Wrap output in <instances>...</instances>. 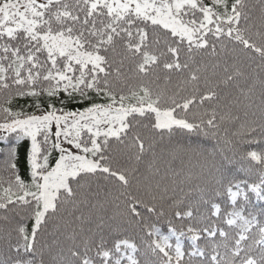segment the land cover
<instances>
[{"label": "snow or ice", "instance_id": "6c2138e0", "mask_svg": "<svg viewBox=\"0 0 264 264\" xmlns=\"http://www.w3.org/2000/svg\"><path fill=\"white\" fill-rule=\"evenodd\" d=\"M10 137L0 264H264V0H0Z\"/></svg>", "mask_w": 264, "mask_h": 264}, {"label": "trees", "instance_id": "16d2710c", "mask_svg": "<svg viewBox=\"0 0 264 264\" xmlns=\"http://www.w3.org/2000/svg\"><path fill=\"white\" fill-rule=\"evenodd\" d=\"M258 0H249V3H257ZM254 18L259 16V13L256 12L253 14ZM160 83H163V81L161 80ZM227 91H231V90H227ZM26 102L24 100L19 101V104L21 106H23ZM202 141V146L206 147L209 151H212L214 148L218 151L219 148L221 147H225L224 145H216L215 141H203V138H201ZM192 141L189 140V143H191ZM9 144H11V146H13L16 151H17V163H18V168L19 170L22 172L23 169L26 167L28 161H27V153L30 149V141H28L27 139L22 140L19 142V144L16 143L15 138L14 137H10L9 138V143H5L3 141H0V150L2 149H6ZM262 148H264V145H261L259 143L257 144H242L238 147L237 151L235 153H230V155L234 156V160L235 162L230 166L232 172L234 174H236L238 177L243 178L244 177V173L239 171L240 165H244L247 166L249 164V161L247 160H240V156L243 155L245 150H257L260 151ZM207 163L209 162H205L204 160H197V159H192L189 157H185L183 159V163H181L180 160L175 161L174 166L179 170L181 167L184 168L186 173H190L193 176H195L196 174L199 173L201 166H205V171H207ZM260 206H264V204H258L257 207Z\"/></svg>", "mask_w": 264, "mask_h": 264}]
</instances>
